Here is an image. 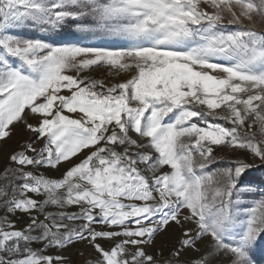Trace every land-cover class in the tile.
Returning a JSON list of instances; mask_svg holds the SVG:
<instances>
[{"label":"snow or ice","instance_id":"obj_1","mask_svg":"<svg viewBox=\"0 0 264 264\" xmlns=\"http://www.w3.org/2000/svg\"><path fill=\"white\" fill-rule=\"evenodd\" d=\"M0 158V264H257L264 0H0Z\"/></svg>","mask_w":264,"mask_h":264},{"label":"rangeland","instance_id":"obj_2","mask_svg":"<svg viewBox=\"0 0 264 264\" xmlns=\"http://www.w3.org/2000/svg\"><path fill=\"white\" fill-rule=\"evenodd\" d=\"M261 25L257 24V29H260ZM22 29H10L9 31L14 33V34H18L21 35L23 37H27V38H40L43 35H46L44 33L38 32L35 34L31 33L29 35V32H27L26 34L22 33ZM35 28H33L34 30ZM58 42L61 43H75L81 46H99V47H108V48H117L120 47L122 45H124L126 42L119 39V38H115V37H110L107 40H103V41H83L81 40V38H69V39H65V40H60ZM103 72V69H96L95 72H93L92 74L94 76H100ZM20 136L14 137L13 141L10 142L11 146H14L15 141L17 139H20ZM218 155H225L224 153H218ZM240 155H243V153H241ZM2 158H0V164H2ZM50 176H56L58 175L55 172H50L49 173ZM253 191H255L256 193L260 194V193H264V185H262L261 183H256L253 184ZM256 198H259V196L257 195ZM246 203L251 206V204L253 203V199L249 198V200L246 201ZM172 241L171 238L167 235H161L159 237H157L156 240V245L155 247H160L161 245L164 244H168L169 246L171 245ZM81 253H83V255H81ZM59 255L65 256L67 257V261L66 264H84V262L86 260L89 259L90 255H91V250L89 248L86 247V245H84L83 243H76L74 245H71L67 248H65L63 251L58 253ZM255 254H258L262 257H264V242L261 243L260 246L257 247Z\"/></svg>","mask_w":264,"mask_h":264},{"label":"trees","instance_id":"obj_3","mask_svg":"<svg viewBox=\"0 0 264 264\" xmlns=\"http://www.w3.org/2000/svg\"><path fill=\"white\" fill-rule=\"evenodd\" d=\"M27 32H29V35L31 33H38L40 32L39 29H34L31 27H25L22 29V33L26 34ZM36 35V34H35ZM69 38H81V40L86 41H103V40H107L110 37H100V36H92V35H84L79 33L78 31L74 30L72 26H65L64 29L59 33V35L57 37H55V39L57 41L60 40H65V39H69ZM246 179H251L253 181V184L256 183H261L262 185H264V167H256L254 169H251L249 171V175L248 177H246ZM255 258L257 260V264H264V257L255 254Z\"/></svg>","mask_w":264,"mask_h":264}]
</instances>
